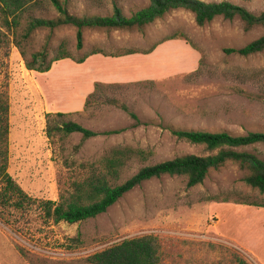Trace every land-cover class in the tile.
<instances>
[{
    "label": "rangeland",
    "instance_id": "1",
    "mask_svg": "<svg viewBox=\"0 0 264 264\" xmlns=\"http://www.w3.org/2000/svg\"><path fill=\"white\" fill-rule=\"evenodd\" d=\"M201 1L264 11V0ZM115 4L130 18L150 1L98 5L69 0L67 6L73 16L93 18L112 16ZM36 17L56 20L59 14L49 6ZM263 35L264 27L246 32L239 19L217 18L198 26L186 10L169 12L141 29L85 28L82 50L77 49V27H46L33 34L30 53L48 50L52 57L66 43L75 58L94 50L110 55L139 51L147 57L135 55L139 61L129 66L96 60L77 66L65 59L38 73L27 69L0 22V93L10 106L8 173L34 200L21 210L0 199V264H89L93 254L143 236L155 238L163 264H264V193L244 181L247 173L233 161L211 170L195 187L185 177L147 181L106 213L73 225L55 223L41 208L43 202L69 197L73 182L91 174L93 166L100 168L114 147L146 153L128 161L122 184L145 166L210 154L204 146L177 139L173 131L264 133V52L244 57L225 51ZM156 44L165 46L144 54ZM112 75L144 80L103 87L85 108L95 82ZM71 121L94 132L117 133L90 139L66 134L61 128ZM237 151L264 160L262 144ZM3 189L0 183V198Z\"/></svg>",
    "mask_w": 264,
    "mask_h": 264
},
{
    "label": "trees",
    "instance_id": "2",
    "mask_svg": "<svg viewBox=\"0 0 264 264\" xmlns=\"http://www.w3.org/2000/svg\"><path fill=\"white\" fill-rule=\"evenodd\" d=\"M69 0H0V22L13 37L16 48L23 56L26 67L30 71L47 73L57 61L71 59L82 64L94 54H106L100 50L86 53L81 58H75L62 43L54 56L48 50L30 53L33 34L41 28H56L60 25L77 27V49L84 46L83 31L85 28H143L153 24L169 12L186 10L194 14L198 26H204L217 18L233 21L239 19L244 30L249 32L258 27H264V11L255 14L246 8L234 5L228 1L206 3L201 0H149L148 7L138 11L130 18L122 14L121 8L115 4L114 14L109 17L78 18L70 14ZM101 5L104 0H89ZM49 3V4H48ZM53 7L59 14L56 20L36 17V13ZM170 39H176L172 37ZM163 40L159 44L165 42ZM156 44L144 54L152 52ZM228 54H238L244 57L264 52V35L241 49H226ZM140 53L127 51L111 56H125ZM97 83L93 94L86 100L85 108L98 97L103 87L116 86ZM10 106L7 95L0 93V183L4 184L1 193L3 205L14 206L24 210L33 205V199L15 182L8 173L9 165V123ZM62 117L64 114H57ZM50 116V115H49ZM137 120L135 114H131ZM66 134L80 133L85 139L99 135H110L116 131L98 133L83 127L77 122H67L61 128ZM173 135L192 145L204 146L210 153L207 156L187 155L173 160L149 165L141 168L122 184H118L122 175L127 172L128 161L134 157L143 158L145 152L130 147H114L101 160L100 168L93 166L92 173L74 181L69 197L62 201L43 202L41 205L45 216L55 223L65 222L70 225L104 214L124 195L143 183L160 179L164 176L185 177L189 187L202 184L211 170H218L229 161L240 165L247 175L244 181L251 187L264 193V160L248 152L237 149L248 148L259 144L264 145V133H249L246 136H233L227 132L211 133L207 131L176 130ZM254 204V203H247ZM256 204V203H255ZM264 206V204H260ZM89 264H163L160 249L153 236H143L125 239L119 243L97 252L87 259ZM244 264V262H241Z\"/></svg>",
    "mask_w": 264,
    "mask_h": 264
},
{
    "label": "crops",
    "instance_id": "3",
    "mask_svg": "<svg viewBox=\"0 0 264 264\" xmlns=\"http://www.w3.org/2000/svg\"><path fill=\"white\" fill-rule=\"evenodd\" d=\"M164 46L165 45L162 44V45L157 46L156 48H161ZM135 55H137V58L139 60L147 57V55H143V54L139 55L138 53L137 54H131V55H125V56H119V57L111 56V55L106 56L104 54H94V55H91L90 57H88L84 63H82V64L75 63V64L77 66H84V65H86V63H89L90 61L96 60L99 63H103V61H111V63L113 65L122 64V65L129 66L132 64H137V61H139L137 59L135 61L133 60L136 58ZM100 59H102V60H100ZM142 80H144V79H142L141 75L138 78L130 77V75H112L111 79H109V78L108 79H100L99 81H96L95 84H97V83H102V84L119 83V84H121V83H131V82L142 81ZM261 261L264 263L263 260H261Z\"/></svg>",
    "mask_w": 264,
    "mask_h": 264
}]
</instances>
